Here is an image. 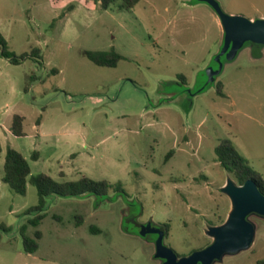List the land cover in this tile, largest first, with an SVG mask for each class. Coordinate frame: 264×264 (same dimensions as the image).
Returning <instances> with one entry per match:
<instances>
[{
    "label": "rangeland",
    "instance_id": "374dc122",
    "mask_svg": "<svg viewBox=\"0 0 264 264\" xmlns=\"http://www.w3.org/2000/svg\"><path fill=\"white\" fill-rule=\"evenodd\" d=\"M218 1L226 13L264 18V0ZM0 33L8 51L30 55L20 63L0 55V224L7 226L0 264H163L160 229L179 256L205 248L214 241L210 227L233 209L223 187L236 180L216 153L224 139L264 179V45L248 42L234 59L223 56L208 83L223 34L209 3L139 0L119 10L93 0H0ZM87 51L123 58L100 66ZM16 114L26 135L11 131ZM9 147L32 174L58 182L86 176L121 190L50 196L34 226L37 213L28 210L39 203L37 187L29 183L22 195L3 181ZM249 220L252 246L212 264H264V216ZM36 230L39 248L27 253L23 234Z\"/></svg>",
    "mask_w": 264,
    "mask_h": 264
},
{
    "label": "trees",
    "instance_id": "16d2710c",
    "mask_svg": "<svg viewBox=\"0 0 264 264\" xmlns=\"http://www.w3.org/2000/svg\"><path fill=\"white\" fill-rule=\"evenodd\" d=\"M100 4L104 9L118 8L119 10H130L137 5L139 0H93ZM39 57L42 55L38 49L33 50ZM88 58L95 64L100 66H116L123 58L121 54L115 51H87ZM0 55L7 57L13 63H20L30 55L27 53L22 56L8 51L7 41L0 33ZM58 71V70H56ZM185 82V77H180ZM218 92L222 96H226L223 91V84L218 82ZM25 117L22 115H14L11 125V131L15 135H26L24 129ZM2 146L0 143V152ZM217 160L223 167L234 177L238 185L244 184L247 180L252 179L257 182L259 187L264 190V179L257 171H255L248 163V160L240 154L230 139H224L216 148ZM36 155V154H35ZM3 181L17 193L25 195L28 184L35 185L39 193V203L28 210V212L37 213L36 216L29 221L34 226H39L45 217L47 199L50 196L63 198H84L91 195L100 197L108 195L109 188H115V185L108 181H96L89 177H82L77 181L58 182L53 177L46 173L32 174V170L28 160L18 150L9 147L7 151ZM121 187V186H120ZM116 191L121 190L119 185L115 188ZM24 230L26 226L22 227ZM0 230H7V226L0 224ZM43 233L36 230L34 237L23 234L24 249L27 253H35L39 248V240Z\"/></svg>",
    "mask_w": 264,
    "mask_h": 264
},
{
    "label": "water",
    "instance_id": "95a60500",
    "mask_svg": "<svg viewBox=\"0 0 264 264\" xmlns=\"http://www.w3.org/2000/svg\"><path fill=\"white\" fill-rule=\"evenodd\" d=\"M202 1L215 9L225 33L222 49L216 57L218 67L209 66L207 69L208 83H211L223 70V56L234 59L248 42L264 45V18L252 19L240 14H229L218 0ZM223 191L229 195L233 209L225 223L210 227L209 234L214 237V241L205 248L187 256H179L173 248L163 244L164 232L158 230L157 256L164 260L163 264H212L227 253H237L252 246L256 227L249 216H264V192L252 179L242 185L229 179Z\"/></svg>",
    "mask_w": 264,
    "mask_h": 264
},
{
    "label": "crops",
    "instance_id": "0c3cea01",
    "mask_svg": "<svg viewBox=\"0 0 264 264\" xmlns=\"http://www.w3.org/2000/svg\"><path fill=\"white\" fill-rule=\"evenodd\" d=\"M70 9H73V6L70 8ZM62 17V16H61ZM219 20H220V18H219ZM220 24H221V21H220ZM221 26H222V24H221ZM222 45H223V42H224V36H225V33H224V29H223V26H222ZM185 77V76H184ZM182 85L183 86H187L188 85V83L185 81V82H183L182 81Z\"/></svg>",
    "mask_w": 264,
    "mask_h": 264
}]
</instances>
